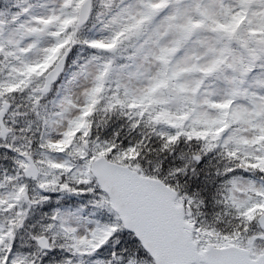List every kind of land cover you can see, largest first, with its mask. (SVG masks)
<instances>
[{
  "label": "snow or ice",
  "instance_id": "1",
  "mask_svg": "<svg viewBox=\"0 0 264 264\" xmlns=\"http://www.w3.org/2000/svg\"><path fill=\"white\" fill-rule=\"evenodd\" d=\"M0 264H264V0H0Z\"/></svg>",
  "mask_w": 264,
  "mask_h": 264
}]
</instances>
